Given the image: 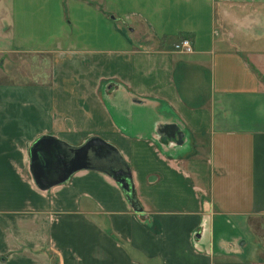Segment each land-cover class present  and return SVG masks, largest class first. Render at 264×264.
<instances>
[{"label":"crops","instance_id":"1","mask_svg":"<svg viewBox=\"0 0 264 264\" xmlns=\"http://www.w3.org/2000/svg\"><path fill=\"white\" fill-rule=\"evenodd\" d=\"M11 4L0 66L49 68L0 79V264H264V0ZM46 136L114 147L142 212L98 170L37 186Z\"/></svg>","mask_w":264,"mask_h":264},{"label":"water","instance_id":"2","mask_svg":"<svg viewBox=\"0 0 264 264\" xmlns=\"http://www.w3.org/2000/svg\"><path fill=\"white\" fill-rule=\"evenodd\" d=\"M30 160L32 178L41 189L67 182L79 170H98L120 184L132 209L142 212L129 165L114 147L98 138L75 148L54 137H42L31 147Z\"/></svg>","mask_w":264,"mask_h":264},{"label":"rangeland","instance_id":"3","mask_svg":"<svg viewBox=\"0 0 264 264\" xmlns=\"http://www.w3.org/2000/svg\"><path fill=\"white\" fill-rule=\"evenodd\" d=\"M11 13H12L11 0H0V49L7 48L9 46L8 35H6L3 32L7 25V22L5 21H7L8 19L10 20ZM220 29H222V27H220ZM6 58L7 59H5L4 65L0 66V79H2V82H4L3 73L10 74L11 71L12 74L11 76H13V78L18 81L20 80V78L29 79V77H32V75L34 74V71H37L36 69L49 68L47 67L48 64L45 58L42 59V60H46L43 62H41V59L39 57H32L31 55H18V56L10 55L9 57ZM1 62H2V54H0V63ZM9 78L10 77L7 76V79ZM256 233H257V238L259 239V243L262 244V246L264 247V228L260 227L256 231ZM246 238L245 240H249ZM243 241L244 239H242L241 241H235V243L240 246L241 242Z\"/></svg>","mask_w":264,"mask_h":264},{"label":"built area","instance_id":"4","mask_svg":"<svg viewBox=\"0 0 264 264\" xmlns=\"http://www.w3.org/2000/svg\"><path fill=\"white\" fill-rule=\"evenodd\" d=\"M175 48L183 53H192L193 47L188 39H183Z\"/></svg>","mask_w":264,"mask_h":264}]
</instances>
